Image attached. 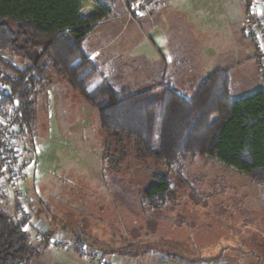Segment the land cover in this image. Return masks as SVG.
I'll return each mask as SVG.
<instances>
[{"label":"rangeland","instance_id":"1","mask_svg":"<svg viewBox=\"0 0 264 264\" xmlns=\"http://www.w3.org/2000/svg\"><path fill=\"white\" fill-rule=\"evenodd\" d=\"M165 3L136 18L159 12ZM188 3L182 14L205 23L210 19L198 12V1ZM121 4L117 1L115 8ZM216 12V8L205 10L212 18ZM94 13L92 7L82 10L83 17ZM9 26L17 32L18 26ZM140 34L131 55L159 58L158 49L163 51L167 41L164 25L142 29ZM99 36L100 32L89 42L99 43ZM43 48L33 43L25 57L0 49V82L14 76L12 67L33 63ZM48 78V85L41 86L34 98L37 128L24 137L31 160L19 182L38 219L73 231L70 237L76 235L74 230L85 229L90 242L81 254L97 246L112 264H264V182L202 156L186 157L181 168L168 170L161 162L137 160L130 145L120 165L111 170L102 160L97 110L91 109L87 124L80 123L85 118L83 107L92 106L65 77L49 74ZM154 173L167 176L173 190L159 209L140 199ZM128 243L133 250L126 255ZM69 250L52 243L37 264L89 263L87 257Z\"/></svg>","mask_w":264,"mask_h":264},{"label":"trees","instance_id":"2","mask_svg":"<svg viewBox=\"0 0 264 264\" xmlns=\"http://www.w3.org/2000/svg\"><path fill=\"white\" fill-rule=\"evenodd\" d=\"M123 1L125 10L136 17L131 9L139 0ZM88 7L95 13L83 17L82 10ZM112 15L113 7L101 0H0V49L25 57L31 44L44 45L33 63L12 67L14 76H5L0 82V88L6 86L19 103L21 136L36 132L34 98L52 74L65 77L97 109L105 136L102 160L111 170L120 165L130 145L137 160L161 162L168 170L181 168L186 157L202 156L264 182V90L234 98L229 75L220 71L203 80L191 98L167 84L142 91L118 89L83 47L99 23ZM9 24L18 26L17 32ZM152 179L140 199L159 209L171 197L172 183L157 173ZM15 212L16 217L0 209V264H37L39 255L63 229L46 222L50 230L35 244L29 229L37 214L32 210L33 219L24 220L16 207ZM78 230L70 237L74 232L64 229L60 238L68 233L74 243L72 250L84 257L81 250L90 241L84 236L85 229ZM132 250L128 243L124 253L129 255Z\"/></svg>","mask_w":264,"mask_h":264},{"label":"crops","instance_id":"3","mask_svg":"<svg viewBox=\"0 0 264 264\" xmlns=\"http://www.w3.org/2000/svg\"><path fill=\"white\" fill-rule=\"evenodd\" d=\"M101 1L113 7L114 15L99 23L83 47L116 88L142 91L167 84L181 95L191 98L203 80L220 71L229 75L230 95L234 98L264 90V58L259 57L245 31V22L251 11L264 30V0H249L247 3L244 0H196L201 5L198 12L210 18L206 23L182 14V11L186 12L185 7L190 0H166L162 10L144 18L130 16L123 0ZM117 1L122 3V8H115ZM213 8L217 10L214 18L211 14H205V10ZM175 13L181 17L175 16ZM159 24L164 25L167 38L163 51L158 49L159 58L149 59L142 54L132 56L131 49L138 44L140 31ZM98 32L100 42H89ZM153 45L157 47L155 43ZM83 108H86L83 111L85 118L80 123L87 124L88 115L94 107ZM100 131L103 147L105 136L101 128ZM25 198L30 205L29 199ZM13 200L14 194L10 193L8 201L0 203V209L16 217ZM42 220H33L29 229L35 244L39 242L37 238L50 230ZM41 228L44 230L40 231ZM61 235L63 233L59 232L52 243ZM79 258L82 257L79 255Z\"/></svg>","mask_w":264,"mask_h":264},{"label":"built area","instance_id":"4","mask_svg":"<svg viewBox=\"0 0 264 264\" xmlns=\"http://www.w3.org/2000/svg\"><path fill=\"white\" fill-rule=\"evenodd\" d=\"M165 0H141L132 5V13L137 16L148 14L159 9ZM246 3L249 0H244ZM245 31L252 40L257 54L264 58V30L260 27L258 18L251 11L245 22ZM264 73V62L262 65ZM6 100L8 104H5ZM22 113L14 94L6 86L0 88V203H5L14 194V205L18 217L32 220L34 215L25 197L21 194L19 182L23 181L24 168L31 160L26 154L24 138L20 134L19 121ZM44 229H40L43 231ZM55 244L61 249L69 251L74 243L68 236L59 238ZM84 251L87 247L83 248ZM100 249L94 248L87 252L85 257L90 264H112Z\"/></svg>","mask_w":264,"mask_h":264}]
</instances>
